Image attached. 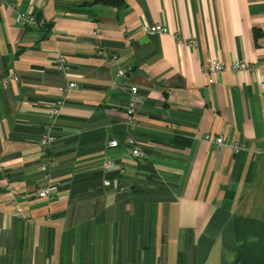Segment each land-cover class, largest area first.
Returning <instances> with one entry per match:
<instances>
[{
	"label": "crops",
	"instance_id": "crops-1",
	"mask_svg": "<svg viewBox=\"0 0 264 264\" xmlns=\"http://www.w3.org/2000/svg\"><path fill=\"white\" fill-rule=\"evenodd\" d=\"M96 1L0 0V76L16 77L0 87V168L14 188L0 181V264H264V0ZM154 25L167 32L148 35ZM215 60L226 69L204 74ZM45 187L56 200L35 196Z\"/></svg>",
	"mask_w": 264,
	"mask_h": 264
},
{
	"label": "built area",
	"instance_id": "built-area-1",
	"mask_svg": "<svg viewBox=\"0 0 264 264\" xmlns=\"http://www.w3.org/2000/svg\"><path fill=\"white\" fill-rule=\"evenodd\" d=\"M17 22L25 27L38 26V22L36 21L35 17L32 14H25V13L19 14ZM144 31L148 35H161V34H165L167 32V29L161 25H154L151 27H146ZM93 34L95 36L97 35L96 33ZM104 58L106 57L104 56ZM108 61L112 62L113 64L117 63V60L115 58H108ZM52 63L53 65L56 66L58 70L62 71L67 75L66 63L64 58L53 60ZM116 65H118V63ZM224 69H226V67L220 61H216V60L209 62L203 66L204 74H219L223 72ZM230 69L234 72H245L249 70V66L243 62L242 63L232 62L230 65ZM124 75H125V71L121 68H117L116 77L120 78V77H124ZM11 80H16V77L13 74L0 76V87H6L9 84V81ZM73 88H75V83L69 82L66 87H59L57 91L60 94H64V93L66 94L68 93L69 90ZM127 95H128V101H127V105L124 108L125 111L124 124L126 125L127 128L133 129L138 126L137 108L141 103V99L138 95L137 87L133 85L127 88ZM61 108H62L61 103L60 102L56 103L55 106L50 110V117L53 118L54 116L59 115ZM202 140L206 143L214 144L215 146H221L225 143L224 138L221 135L205 134L202 137ZM51 142H52V138L46 135L41 138L39 145L42 149H46L51 144ZM124 144L125 147L128 148L133 158L143 157L142 150L131 136H127ZM108 147L116 148L118 147V142L115 140H111L108 142ZM231 150L233 153H237L240 150H243V147L241 146V144L235 143L234 145H232ZM50 165H51V161L50 159H48V161H45L41 166V170L46 173L45 174L46 178L49 177L48 167ZM102 169L105 173L112 171H119V169L116 167V164L110 161L109 159H106L103 162ZM122 171L123 170L120 169V172ZM4 172H5L4 168H0V175H1L0 181L4 184V188L6 189V191L13 192L14 191L13 185L11 184L10 180L6 176V173ZM109 185H110V181L103 180V186L107 187ZM35 196L38 199L44 200L46 202H52L56 200L57 192L55 190H52V188L50 187H45L40 190H36ZM18 211L21 212L20 209H18Z\"/></svg>",
	"mask_w": 264,
	"mask_h": 264
},
{
	"label": "trees",
	"instance_id": "trees-1",
	"mask_svg": "<svg viewBox=\"0 0 264 264\" xmlns=\"http://www.w3.org/2000/svg\"><path fill=\"white\" fill-rule=\"evenodd\" d=\"M95 4H102V5H107V6H117L119 7L120 5L117 4L115 1H112V0H101V1H96V2H92V3H89L88 5H95ZM117 171H112V172H108V173H115ZM120 176H116L114 175V179H119ZM113 180V179H112Z\"/></svg>",
	"mask_w": 264,
	"mask_h": 264
}]
</instances>
